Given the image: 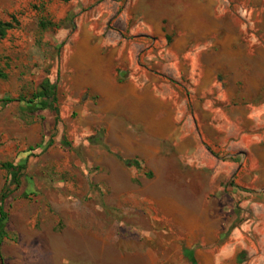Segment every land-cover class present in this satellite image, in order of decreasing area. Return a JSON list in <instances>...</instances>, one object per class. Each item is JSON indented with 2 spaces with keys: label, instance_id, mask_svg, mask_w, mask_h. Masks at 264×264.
I'll use <instances>...</instances> for the list:
<instances>
[{
  "label": "rangeland",
  "instance_id": "374dc122",
  "mask_svg": "<svg viewBox=\"0 0 264 264\" xmlns=\"http://www.w3.org/2000/svg\"><path fill=\"white\" fill-rule=\"evenodd\" d=\"M103 5L98 0H0V20L13 23L0 38V165L27 159L19 187L11 188L14 192L4 203V264H195L190 250L206 248L181 235L171 211L162 213L132 200L134 186L151 171L136 163L131 173L143 176L129 175L113 161L98 163L102 156L122 161L124 155L142 156L140 146L130 152L120 146L119 151L115 142L124 135H145L125 128L128 123L120 121L124 116L112 115V101L76 72L90 60L112 59V46L100 45L112 32V9ZM229 5L235 8L234 2ZM132 6L130 28L140 12L148 19L158 12L164 15L165 28L173 35L184 28L175 2L144 0ZM46 80L57 86V122L54 112L33 113L27 104ZM87 85L92 87L83 88ZM19 97L26 101L2 102ZM177 133L167 131L166 137L173 140ZM100 137L101 144L91 143ZM165 154L159 172L172 177H162V190L193 200L202 179L189 184L174 177L182 172L171 144ZM9 177L0 168V194ZM241 208L246 222L249 213Z\"/></svg>",
  "mask_w": 264,
  "mask_h": 264
},
{
  "label": "crops",
  "instance_id": "0c3cea01",
  "mask_svg": "<svg viewBox=\"0 0 264 264\" xmlns=\"http://www.w3.org/2000/svg\"><path fill=\"white\" fill-rule=\"evenodd\" d=\"M98 1L112 9L110 38L100 43L112 46V59L90 60L76 72L96 83L83 88L112 101L125 128L145 131L115 142L119 151L140 146L142 156H102L98 163L113 161L129 175L143 176L131 173L136 163L151 171L132 200L173 213L181 235L206 247L190 250L195 264H264V0H170L184 26L176 35L159 12L149 19L137 13L128 27L132 3L144 0ZM170 130L178 131L173 140ZM168 144L182 172L173 176L189 184L202 179L193 200L162 190V177H172L159 172Z\"/></svg>",
  "mask_w": 264,
  "mask_h": 264
},
{
  "label": "trees",
  "instance_id": "16d2710c",
  "mask_svg": "<svg viewBox=\"0 0 264 264\" xmlns=\"http://www.w3.org/2000/svg\"><path fill=\"white\" fill-rule=\"evenodd\" d=\"M62 2H69L70 0H61ZM12 21L15 22V18L12 17ZM40 25L42 27H46V23L41 22ZM13 29V23L12 22H4L0 20V38H3L6 36L7 32L9 30ZM168 42L172 41V37H167ZM26 101L24 98H6L3 99L2 102L4 104L14 103V102H21ZM57 102V86L56 84H52L49 80L43 81L40 86L39 90L33 95L32 99H29L27 101V104L31 108V112L37 113L39 111L43 110H49L51 112H54L56 114V122L58 120L59 116V109L56 106ZM92 144H101L103 141V138L100 137L99 139L91 138ZM33 151V149H30ZM26 162L27 159L23 160V162H20L18 165H14L13 163H3L0 165V168L4 169L10 174V177L8 178L4 188L2 189V192L0 194V227L3 225V223L7 220V213L4 209V203L9 198V196L14 192V189H11L13 186L16 188L19 187V181L23 174V172L26 169ZM126 163L129 164V161H126ZM2 237V232L0 229V239ZM0 264H4V258L2 257L0 253Z\"/></svg>",
  "mask_w": 264,
  "mask_h": 264
}]
</instances>
